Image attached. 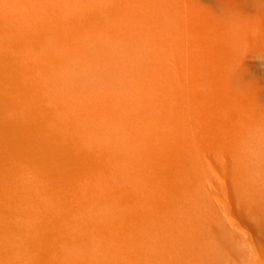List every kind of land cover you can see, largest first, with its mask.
Wrapping results in <instances>:
<instances>
[{"label": "rangeland", "instance_id": "1", "mask_svg": "<svg viewBox=\"0 0 264 264\" xmlns=\"http://www.w3.org/2000/svg\"><path fill=\"white\" fill-rule=\"evenodd\" d=\"M103 3L86 0L80 14L58 9L51 27L78 51L53 76L54 67L38 68L58 81L49 96L68 91L65 101L44 99L43 135L75 156L74 198L90 188L80 211L96 243L59 250L64 264H149L163 225L210 201L223 205L226 168L263 107L264 62L239 67L231 37L240 22L209 0Z\"/></svg>", "mask_w": 264, "mask_h": 264}, {"label": "bare ground", "instance_id": "2", "mask_svg": "<svg viewBox=\"0 0 264 264\" xmlns=\"http://www.w3.org/2000/svg\"><path fill=\"white\" fill-rule=\"evenodd\" d=\"M85 1L0 0V264H64L62 242L86 243L89 237L96 243L85 232L94 224L87 225L80 211L90 196L88 185L80 200L74 198L75 156L56 138L43 135L49 122L43 116L50 111L44 99L65 101L68 91L60 87L49 96L58 81L38 69L54 67L46 70L53 76L68 66L65 54L76 53L78 45L56 34L51 21L58 9L80 14ZM101 1L111 7L110 0ZM209 1L240 22L231 37L239 67L262 64L264 0ZM259 78L263 85L256 97L263 107L257 105L255 123L245 130L248 142L241 144L237 163L226 168L223 205L210 201L163 225L149 264H264V73ZM237 86L234 90L240 91ZM235 122L242 121L236 117Z\"/></svg>", "mask_w": 264, "mask_h": 264}]
</instances>
